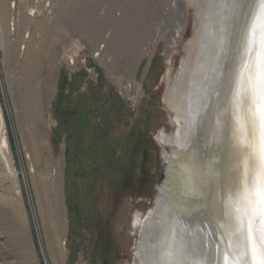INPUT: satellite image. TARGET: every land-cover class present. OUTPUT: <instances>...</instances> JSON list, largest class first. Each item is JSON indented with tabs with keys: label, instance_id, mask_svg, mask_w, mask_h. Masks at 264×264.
Wrapping results in <instances>:
<instances>
[{
	"label": "rangeland",
	"instance_id": "rangeland-1",
	"mask_svg": "<svg viewBox=\"0 0 264 264\" xmlns=\"http://www.w3.org/2000/svg\"><path fill=\"white\" fill-rule=\"evenodd\" d=\"M181 1L0 0V264L139 262L134 220L163 178L157 140L186 53L161 38Z\"/></svg>",
	"mask_w": 264,
	"mask_h": 264
},
{
	"label": "bare ground",
	"instance_id": "bare-ground-1",
	"mask_svg": "<svg viewBox=\"0 0 264 264\" xmlns=\"http://www.w3.org/2000/svg\"><path fill=\"white\" fill-rule=\"evenodd\" d=\"M182 3L185 4V9L182 8L181 10L180 7V11L182 12L176 22L178 25L174 23L175 27L167 30L161 38V40L163 39L170 48L173 46L177 47L185 42L184 46L186 48V53L177 67V72L171 80L165 97L168 111L171 114L170 118L173 131L168 134L163 133L157 140L164 148L163 160L166 162L165 165L169 166L173 161L175 162V167L171 174H174L173 177L175 180L179 177L176 184L178 196L167 194L168 190L172 191V189H167L168 185L159 183L158 189L160 197L157 198V201L149 209L147 214L135 218L134 225L138 228L136 230H139V248L137 251L139 262L137 264H147L146 255L148 250L145 231L152 226L153 228L156 226V229H158L162 224H166V227L163 225V230L161 226V230L158 229V232L161 233V235L158 239L159 241L157 240L159 243L156 259L157 264H197V262H202V264H216V260L213 259L212 252L209 250L208 246L204 244V242L197 240L194 232L189 236V233L186 234V231H181L179 226H176L177 224H174V222L175 220L178 222L180 216L185 215V217H187L190 215L193 217L192 215H194V206H185L184 202V192L189 190V185L191 184L190 177L198 183L196 185V192L201 188L203 190L204 187L209 191L212 187L210 182L206 185L204 184V180L209 176H206L207 173L205 167L209 164L207 163L204 167L199 168L200 165L198 166L197 164L198 151L191 145L190 134L192 133V129L197 131V129L193 127L194 109L197 108L198 110L201 109L203 111V108H205L202 106V103L204 98H206V93L203 92L201 95V89L206 87L210 88L212 84L207 75V72L213 70L212 64H209V62L212 61L211 59H214L218 50L225 45L226 36H224L223 40L220 36L217 39L215 38V33H219L220 30L217 26L214 29V22L216 20L213 11L214 0H183L180 4ZM180 6L183 7V5ZM12 7H14L13 4ZM190 18H192V34L190 38L185 41L183 33ZM181 24L183 25L180 26ZM176 27L178 29V34H176L175 37H172V34L175 33ZM236 34L237 33L234 32V36ZM230 37L233 38V33H229V40ZM154 45H156L155 42L152 43L151 49H154ZM219 61L220 60L216 62L218 65ZM206 64L207 66L205 67ZM200 69L203 71V73L200 71L201 75H199ZM221 78L223 77L221 76ZM199 88L201 89L199 90L197 97ZM28 92L31 94V99L34 102L39 100L38 95L33 90H29ZM194 98H196V100ZM198 98L199 100L197 101ZM207 117L208 114L202 116L203 121H201V124L208 122V124H205L203 133L205 134V131L208 130L212 131V133L208 137L202 134L198 143L204 146L206 152L210 153L223 146L225 142L224 127L229 124V121L226 123V111H223V109H217L213 116L209 118ZM209 138L212 140V145L210 146L205 143ZM0 141H2L0 142V151L6 154L8 142L5 138ZM166 146H169L170 149L166 148ZM170 151L172 155L170 154ZM219 167L220 166L214 168L216 173L217 170L219 171ZM166 195H168L169 201L167 199L164 200ZM199 198L201 197H198V199ZM161 210H165L169 215L167 222L164 216L161 217ZM10 211H12V209ZM13 214L18 220H20V212L14 210ZM157 224H159V226ZM191 231H194V228H192ZM188 237L190 238L189 242ZM184 238H186V240ZM61 246L62 245H58L56 248L58 257L63 254V248ZM169 252L173 253V255L169 256Z\"/></svg>",
	"mask_w": 264,
	"mask_h": 264
},
{
	"label": "snow or ice",
	"instance_id": "snow-or-ice-1",
	"mask_svg": "<svg viewBox=\"0 0 264 264\" xmlns=\"http://www.w3.org/2000/svg\"><path fill=\"white\" fill-rule=\"evenodd\" d=\"M230 3L244 19L225 107L239 159L225 188V219L216 221V264H264V0Z\"/></svg>",
	"mask_w": 264,
	"mask_h": 264
},
{
	"label": "water",
	"instance_id": "water-1",
	"mask_svg": "<svg viewBox=\"0 0 264 264\" xmlns=\"http://www.w3.org/2000/svg\"><path fill=\"white\" fill-rule=\"evenodd\" d=\"M214 2L215 3L213 6V11L215 17H213L217 20V24L216 20L214 22V29L217 26V28L220 30L219 33H215V38L217 39L220 36V38L223 40L224 36H226V42L225 45L218 50L214 59H211L212 61L209 62V64H212L213 67V70L207 72L209 81L211 80L212 83L211 87L198 89L197 97L200 89L201 95L203 94V92L206 93V98H204L202 103V106H204L205 108H203V111L201 109L198 110L197 108L194 109L193 127L197 129V131L192 129V133L190 134L191 145L195 147V149L198 151L197 164L198 166L200 165L199 168L204 167L207 163L209 164L205 167L207 173L206 176H209L207 177V179L204 180V184L206 185L210 182L212 187L209 191L204 187L203 190L201 188L198 189L196 192V185L198 183L192 177H190L191 184L189 185V190L184 192V202L185 206H194V215H192L193 217H191L190 215L187 217H185V215L180 216L179 221L177 222V220H175L174 224H177L176 226H179L181 231H186V234L189 233V236H191V233L194 232L197 240L204 242V244L208 246L209 250H211L212 252L211 254L213 259L217 261V256L221 247V242L223 240V230L217 228L216 221L219 220L223 222L225 219L223 207V201L225 198V188L229 183L233 181V169L237 165L239 159L238 153L234 147L233 129L230 125V120L227 112V119L225 120L226 123H228L229 121V124L227 126L225 125L224 127L225 142L223 146L221 148L219 147V149L213 152L208 153L204 150V146L198 143V141H200L199 139L202 137V134H204L203 131L205 129V124H208V122L201 124V121H203L202 116L208 114L207 118H209L215 114L217 109H223V111H225L229 94L230 81L232 77V71L234 67V50L237 47V38L239 37V33L242 31L244 19L236 10L233 9L230 0H214ZM234 32L237 33L235 36ZM229 33H233V38L230 37V40ZM218 60H220L219 65L216 63ZM206 66L207 64L205 65V67ZM200 71L201 69L199 70V75H201V72L203 73V71ZM176 72L177 69L175 73ZM221 76L223 78H221ZM194 99L196 100V98ZM198 100L199 98L197 99V101ZM211 133L212 131L208 130L205 131L204 135L208 137ZM205 143L208 146L212 145L211 138L207 139ZM166 148L170 149L169 146H166ZM170 154L172 155L171 151ZM162 161L163 164H161V166L163 168V178L160 183L168 185L167 189H172V191L168 190L167 194L177 195L178 190L176 184L177 179L179 177L175 180L173 177L174 174H171L173 168L175 167V162L173 161L171 165L166 166V162L165 160H163V157ZM218 166H220L219 171L217 170L216 173L214 168ZM158 197H160L159 189H157V194L154 203L157 201ZM198 197H201L202 199H198ZM165 199L169 201L168 195L165 196L164 200ZM163 216L167 222L169 215L167 214V212H165V210H161V217ZM192 224H194L195 227ZM157 225L159 226V224ZM163 225L166 227V224L160 225L162 230ZM160 226L158 227L159 230H161ZM156 228V226H154V228L152 226L151 228H148L145 231V236L147 239L146 245L148 250V253L146 255L147 264H157L156 259L159 248L158 239L161 233H159L158 229ZM192 228H194V231H191ZM184 239L186 240V238ZM189 239L190 238L188 237V242Z\"/></svg>",
	"mask_w": 264,
	"mask_h": 264
},
{
	"label": "built area",
	"instance_id": "built-area-1",
	"mask_svg": "<svg viewBox=\"0 0 264 264\" xmlns=\"http://www.w3.org/2000/svg\"><path fill=\"white\" fill-rule=\"evenodd\" d=\"M52 2H53V0H52ZM48 4H49V1H47V5ZM178 16H181V15H178ZM178 16H177V19L179 18ZM95 56H97V55H95ZM86 60L87 59H84L85 69L87 70V72H89L91 70H90L88 62H86ZM69 66H70L69 75H70V77H72L74 72H76V70H77L74 60H71ZM122 85H123V83H122ZM126 86H128L129 89H130V93L128 95V96H130L129 100H132L135 104H138V102H139V93L142 92L143 85H141L140 83L137 84V81H136L135 83H128V85L126 84L125 87Z\"/></svg>",
	"mask_w": 264,
	"mask_h": 264
}]
</instances>
